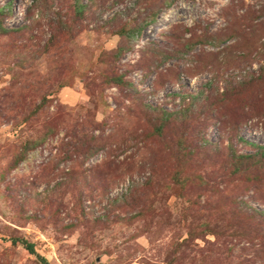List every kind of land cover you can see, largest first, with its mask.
I'll list each match as a JSON object with an SVG mask.
<instances>
[{
    "label": "rangeland",
    "instance_id": "374dc122",
    "mask_svg": "<svg viewBox=\"0 0 264 264\" xmlns=\"http://www.w3.org/2000/svg\"><path fill=\"white\" fill-rule=\"evenodd\" d=\"M22 238L264 264V0H0V264H45Z\"/></svg>",
    "mask_w": 264,
    "mask_h": 264
},
{
    "label": "trees",
    "instance_id": "16d2710c",
    "mask_svg": "<svg viewBox=\"0 0 264 264\" xmlns=\"http://www.w3.org/2000/svg\"><path fill=\"white\" fill-rule=\"evenodd\" d=\"M189 152H185L184 153V156H190V155H192V156H194V155H196L198 152H196L195 150H193V149H191V150H188ZM13 242H16V241H18V240H16V239H13L12 240ZM21 241V243L24 245V247L30 252V253H32V254H35V255H37L38 257H40V260H41V262H44L45 264H47V262H46V260L43 258V257H41V256H39L38 254H36V251H35V249H34V244L32 243V242H29V241H27L26 239H21L20 240Z\"/></svg>",
    "mask_w": 264,
    "mask_h": 264
}]
</instances>
